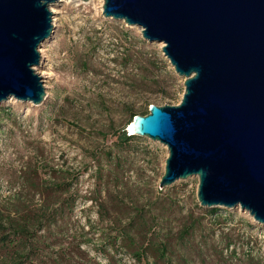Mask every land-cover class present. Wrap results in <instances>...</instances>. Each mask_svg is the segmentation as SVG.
Masks as SVG:
<instances>
[{
  "label": "rangeland",
  "instance_id": "rangeland-1",
  "mask_svg": "<svg viewBox=\"0 0 264 264\" xmlns=\"http://www.w3.org/2000/svg\"><path fill=\"white\" fill-rule=\"evenodd\" d=\"M103 5H54L58 21L35 68L47 74L44 102L0 104V218L58 210L56 221L39 226L32 264H138L128 246L115 243L124 227L137 244L145 229L157 235L177 263L186 257L189 264H264V225L239 208L202 207L197 177L161 189L167 147L145 137L123 142L133 113L181 103L185 79L162 44L105 18ZM36 170L28 184L26 175ZM46 182L65 188L52 196L37 192Z\"/></svg>",
  "mask_w": 264,
  "mask_h": 264
},
{
  "label": "water",
  "instance_id": "water-1",
  "mask_svg": "<svg viewBox=\"0 0 264 264\" xmlns=\"http://www.w3.org/2000/svg\"><path fill=\"white\" fill-rule=\"evenodd\" d=\"M60 1L0 0V104L44 102L35 68ZM103 16L162 44L185 79L179 105H153L131 124L168 149L160 188L197 177L202 207L264 225V0H105Z\"/></svg>",
  "mask_w": 264,
  "mask_h": 264
},
{
  "label": "trees",
  "instance_id": "trees-1",
  "mask_svg": "<svg viewBox=\"0 0 264 264\" xmlns=\"http://www.w3.org/2000/svg\"><path fill=\"white\" fill-rule=\"evenodd\" d=\"M142 114L144 116L148 115L149 110L143 111ZM136 116L137 114L133 113L131 115V120ZM122 138L123 142H130L136 137L132 135L127 136L126 132H124ZM31 173L32 174L29 173L26 175V182L28 184L34 183L32 181L33 177L38 176L37 170ZM41 186L36 185L37 192H43V194L47 196L55 195L57 191H63L65 188L63 185L60 186L55 183L47 182L45 186ZM47 207L49 208L50 206ZM57 211V209H55V211L45 209L36 218L35 215H33L34 218L32 219L29 218L30 215L24 218H18L17 220H6L7 222L0 218V250L2 252L0 264H32V257L40 253V243L36 242L37 234L40 229H42V227L39 226L50 219L56 221V216H58V213L56 214ZM7 230L10 231L8 234L5 233ZM188 231L187 229L186 233L181 235L182 242L185 241ZM131 232V230L124 227L115 238V243L118 244L119 242H123L125 247L128 246L132 252L131 258L138 264H183V262L189 264L186 257H183V262H175L169 251V244L161 241L157 235H155V237H152V234L149 235V230L147 231L145 229V231L139 233L143 240L141 244L136 243L135 237ZM151 258L155 261L151 262ZM218 258L222 259L223 256L220 255ZM247 261L253 262V257L248 256ZM54 263L59 264V259L55 260Z\"/></svg>",
  "mask_w": 264,
  "mask_h": 264
},
{
  "label": "bare ground",
  "instance_id": "bare-ground-1",
  "mask_svg": "<svg viewBox=\"0 0 264 264\" xmlns=\"http://www.w3.org/2000/svg\"><path fill=\"white\" fill-rule=\"evenodd\" d=\"M104 1H105V0H101V7H102V5L104 4ZM50 10L52 11V13H54V14H58V11L55 10L54 8L51 7ZM57 21H58L57 19L53 18V22H52V23L54 24V23L57 22ZM40 52L43 53V51H41V50H40ZM40 65H41V62H40ZM40 65H39V67H40ZM39 67H37V68H39ZM37 68H36V69H37ZM37 73H38V72H37ZM39 75L41 76V73H40ZM46 75H47V74H42V76H46ZM42 76H41V77H42ZM130 132H131V135H132V134H133V133H132V125L130 126Z\"/></svg>",
  "mask_w": 264,
  "mask_h": 264
}]
</instances>
